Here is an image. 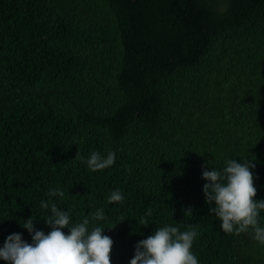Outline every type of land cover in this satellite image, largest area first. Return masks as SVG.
Masks as SVG:
<instances>
[{
  "label": "trees",
  "instance_id": "16d2710c",
  "mask_svg": "<svg viewBox=\"0 0 264 264\" xmlns=\"http://www.w3.org/2000/svg\"><path fill=\"white\" fill-rule=\"evenodd\" d=\"M92 152L114 165L92 172ZM227 160L254 164L264 200V0H0V248L32 243L31 217L48 234L55 203L104 229L111 264L164 226L195 229L198 264H264L206 203Z\"/></svg>",
  "mask_w": 264,
  "mask_h": 264
},
{
  "label": "clouds",
  "instance_id": "9594fccd",
  "mask_svg": "<svg viewBox=\"0 0 264 264\" xmlns=\"http://www.w3.org/2000/svg\"><path fill=\"white\" fill-rule=\"evenodd\" d=\"M79 157V153L76 158ZM75 158V159H76ZM92 172L102 171L114 165L115 153L109 152L102 157L92 152L86 161ZM223 172L203 171L202 178L207 181L203 186L206 203L214 204L209 211L221 221L223 232L239 236L249 229L253 239L264 245V228L259 226L258 217L264 211V200H256L252 162L244 164L227 160ZM49 197L64 196L60 189L49 190ZM124 197L119 189L108 197L110 204L121 203ZM41 207L48 209L49 204L41 201ZM51 217L45 220L51 231L34 230V220L29 218L21 225L32 235V243L25 242L20 234H11L0 248V260L6 264H111L113 241L104 235V229L93 226L85 216L82 222L70 225V215L51 204ZM191 211H186L185 215ZM151 216V210H148ZM91 221L106 219L102 209L91 213ZM147 225V220L144 221ZM68 229L66 235L63 229ZM198 233L195 229L181 232L178 227L164 226L155 230L147 239L135 246L134 258L130 264H198L191 249Z\"/></svg>",
  "mask_w": 264,
  "mask_h": 264
}]
</instances>
